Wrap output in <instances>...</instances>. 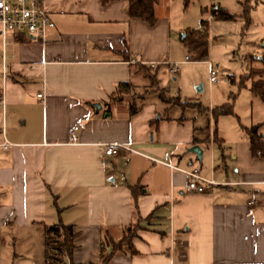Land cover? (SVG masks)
<instances>
[{"label":"crops","instance_id":"1","mask_svg":"<svg viewBox=\"0 0 264 264\" xmlns=\"http://www.w3.org/2000/svg\"><path fill=\"white\" fill-rule=\"evenodd\" d=\"M44 2L53 26L43 42L0 39V245L10 244L0 264L38 247L43 264L42 226L56 222L74 234L71 261L98 264L100 244L118 240L133 220L131 189L140 228L131 251L122 246L106 264H264V159L250 155L241 130L256 125L264 139V103L250 80L237 81L231 100L211 95L205 105L170 95L166 76L174 81L179 65L206 60L190 59L186 29L172 26L161 0L151 25L119 0ZM257 40L238 78L259 67L253 58L264 56V37ZM162 62H178L174 76ZM118 84L128 87L115 93ZM229 101L231 114L213 122L210 109ZM240 103L245 113H235ZM109 143L130 151L105 156ZM191 169L208 182L201 193L186 189L181 171Z\"/></svg>","mask_w":264,"mask_h":264},{"label":"rangeland","instance_id":"2","mask_svg":"<svg viewBox=\"0 0 264 264\" xmlns=\"http://www.w3.org/2000/svg\"><path fill=\"white\" fill-rule=\"evenodd\" d=\"M161 1L166 3L170 22L174 27L179 26L181 29L186 30L198 29L200 20L207 21V55L202 61H209L217 77L216 84L208 83L207 66L204 65V62L179 65L180 76L177 74L173 77L174 81L169 76L164 79V83L168 87V93L178 95L181 99L184 95L188 97L196 95L200 104L203 105L207 103L211 95L216 101H223L225 96L228 100L230 95L235 94L238 76L243 73L246 64L244 56L247 54L253 55L250 51L252 49L253 52L258 50L256 47L258 45L257 39L261 36L264 37V1L262 4L257 3L254 7V0H243V2H247L246 24H244L241 17V7L237 5V2L241 0H213L212 2L208 0H185V6L184 0ZM216 3L221 7H225L229 14L235 16L234 21L222 22L215 19L210 21V5L215 7ZM174 36L177 38L176 34ZM182 37H184V33ZM251 43H253V48ZM173 55L177 59H182L181 57L184 54L177 51ZM228 76L233 78V83L228 82ZM196 88H200V91L197 92ZM229 91L231 94L228 95ZM237 109L239 110L237 111ZM236 111L245 113V103H240L235 109V113ZM26 247L25 244L20 242L15 246V249L24 253ZM8 250H10V244L0 245V258ZM15 264H41L40 248L38 247L36 254L34 248V253L31 252L29 256L22 255L18 257Z\"/></svg>","mask_w":264,"mask_h":264},{"label":"trees","instance_id":"3","mask_svg":"<svg viewBox=\"0 0 264 264\" xmlns=\"http://www.w3.org/2000/svg\"><path fill=\"white\" fill-rule=\"evenodd\" d=\"M110 0H99L101 4ZM122 1L129 17L138 18L147 25L153 24L155 18L153 8L156 0H119ZM246 1L241 4V17L244 24H246ZM185 6V0H184ZM209 15L212 19L228 21L232 20L235 16L227 13L219 7L211 8ZM206 21H199L198 29H191L184 31V37L181 39V43L185 47L186 52L192 61H201L206 57L207 53V33H206ZM254 61L260 65L258 68H249L247 74L238 78L237 88H241L246 80H250L249 92L256 96L262 103H264V56L259 59L253 58ZM128 86L126 84H118L115 87V93H120ZM231 100L232 98L229 97ZM173 104L178 106H195L196 103L182 102L178 103L175 99L171 100ZM205 109V108H204ZM231 114L230 101L220 106L212 107L210 109L211 119L214 122L220 115ZM243 134L246 137L248 143L249 153L252 157H259L264 159V139L256 132L257 126L242 127ZM131 189L132 197V210L133 220L132 222L122 230V234L118 240L108 239L105 244L101 243L99 246V263L106 264L110 255L120 249L122 246H126L131 251V239L135 235V231L140 228V218L136 213L135 207V193ZM148 218V217H147ZM145 218V220L147 219ZM43 236V264H75L71 261V252L73 250L72 241L74 234L71 232V228L68 225H63L60 222H56L50 225L42 226ZM108 246V251L105 252V248Z\"/></svg>","mask_w":264,"mask_h":264},{"label":"built area","instance_id":"4","mask_svg":"<svg viewBox=\"0 0 264 264\" xmlns=\"http://www.w3.org/2000/svg\"><path fill=\"white\" fill-rule=\"evenodd\" d=\"M53 24L49 17V11L44 0H0V39L3 41L7 34L22 35L27 40H37L43 42L45 33L52 28ZM188 57H184L182 62H189ZM207 66L208 83L216 84L217 77L209 61L204 62ZM167 66L168 74L174 76L177 71L178 62H162ZM154 64L149 63L148 67L152 68ZM36 98L41 97V93L35 94ZM73 140V138H71ZM145 141L150 142L151 137H146ZM0 147H5L1 143ZM117 149L130 151L127 147L116 144H105L102 154L105 156L113 155ZM189 181L186 189L194 193H201L204 190L205 180L197 175L195 169L181 171Z\"/></svg>","mask_w":264,"mask_h":264},{"label":"water","instance_id":"5","mask_svg":"<svg viewBox=\"0 0 264 264\" xmlns=\"http://www.w3.org/2000/svg\"><path fill=\"white\" fill-rule=\"evenodd\" d=\"M199 91V90H198ZM96 109L98 108V106H94ZM187 152H190V153H192V154H194L195 156H196V158L197 159H199V157H200V150L197 148V147H195V146H191L188 150H187Z\"/></svg>","mask_w":264,"mask_h":264}]
</instances>
